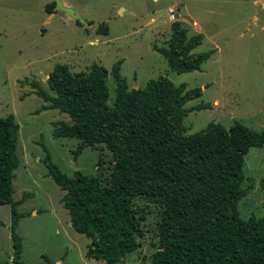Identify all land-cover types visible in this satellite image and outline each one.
<instances>
[{
	"label": "rangeland",
	"instance_id": "rangeland-1",
	"mask_svg": "<svg viewBox=\"0 0 264 264\" xmlns=\"http://www.w3.org/2000/svg\"><path fill=\"white\" fill-rule=\"evenodd\" d=\"M89 23L81 24L59 9L45 7L50 0H0V118L12 114L19 125L14 171L13 201L18 202L17 234L21 239L20 260L24 264H105L85 257L89 239L70 226L60 199L62 191L47 175L42 163L46 147L52 162L72 177L76 171L109 183L114 161L104 145L85 148L74 160L76 139L53 138L52 124L70 123L57 110L34 94L38 82L49 94L46 80L57 64L72 74L88 72L92 64L110 72L121 61L120 74L128 89H143L150 80L169 77L164 58L152 46L165 47L174 21L183 23L188 36L202 34L195 53L214 50L200 71L177 75L175 85L198 88L201 96L185 104L193 109L184 117L185 134H193L210 123L228 129L235 121L260 131L264 128V0H60ZM177 8L175 19L167 9ZM108 27L106 36L96 30ZM109 97L114 82L107 76ZM53 95V94H52ZM245 196L238 203L243 220L264 216V146L251 148L244 157ZM141 209L138 246L120 264H149L159 248L157 223L161 206L144 197L133 200ZM35 211L33 214L32 212ZM0 264H12L9 226L10 206H0Z\"/></svg>",
	"mask_w": 264,
	"mask_h": 264
},
{
	"label": "trees",
	"instance_id": "trees-1",
	"mask_svg": "<svg viewBox=\"0 0 264 264\" xmlns=\"http://www.w3.org/2000/svg\"><path fill=\"white\" fill-rule=\"evenodd\" d=\"M53 9L50 3L45 10L50 14ZM170 29L166 46L153 45L152 50L177 75L200 71L214 50L193 52L203 36H188L179 21L172 22ZM96 32L106 36L108 27L101 24ZM121 63L117 61L110 72L92 64L88 72L78 74L57 64L46 80L53 95L38 82L30 84L47 103L39 111L58 110L69 117L70 123H53L51 135L79 141L74 160L85 148L104 145L114 161L109 183L102 185L97 176L62 173L43 147L42 163L64 191L60 202L70 225L90 241L85 257L120 264L136 250L142 211L133 200L144 197L161 206L159 248L149 264H264V216L243 220L238 212L246 194L241 187L246 180L244 157L249 149L264 146V128L256 131L235 121L228 129L210 123L185 134L183 119L190 110L209 108H184L201 96V90L175 85L167 76L148 81L143 89H128ZM109 73L115 85L111 105L107 104ZM18 131L12 114L0 118V206H10L12 264H24L16 232L24 214L17 212L19 203L12 199L19 165Z\"/></svg>",
	"mask_w": 264,
	"mask_h": 264
},
{
	"label": "water",
	"instance_id": "water-1",
	"mask_svg": "<svg viewBox=\"0 0 264 264\" xmlns=\"http://www.w3.org/2000/svg\"><path fill=\"white\" fill-rule=\"evenodd\" d=\"M52 3H54V9H59L61 11H63L64 13H66L69 17H71L73 20H75L76 22H78L79 24H81L85 29L89 28V23L86 22L85 20H83L80 16L76 15L74 13V11L63 5V3L60 0H50ZM176 71H171L170 75L168 77V79L171 82H174L176 79Z\"/></svg>",
	"mask_w": 264,
	"mask_h": 264
},
{
	"label": "built area",
	"instance_id": "built-area-1",
	"mask_svg": "<svg viewBox=\"0 0 264 264\" xmlns=\"http://www.w3.org/2000/svg\"><path fill=\"white\" fill-rule=\"evenodd\" d=\"M167 12H168L169 19L173 21L175 19L176 9L175 8H169Z\"/></svg>",
	"mask_w": 264,
	"mask_h": 264
},
{
	"label": "crops",
	"instance_id": "crops-1",
	"mask_svg": "<svg viewBox=\"0 0 264 264\" xmlns=\"http://www.w3.org/2000/svg\"><path fill=\"white\" fill-rule=\"evenodd\" d=\"M45 9H46V7H45ZM168 9H169V8H168ZM168 9H167V11H168ZM175 9H176V11H177V8H175ZM45 11H46V10H45ZM53 11H54V9H53ZM167 13H168V12H167ZM48 14H49V13H48ZM50 14H52V13H50ZM168 18H169V17H168ZM182 24H183V23H182ZM50 72H51V71H50ZM50 72H49V73H50ZM44 103H45V102H44ZM46 105H47V103H46ZM57 111H58V110H57ZM61 205H62V204H61ZM62 207H63V206H62ZM32 213L34 214L35 211H33ZM70 226H71V225H70Z\"/></svg>",
	"mask_w": 264,
	"mask_h": 264
}]
</instances>
